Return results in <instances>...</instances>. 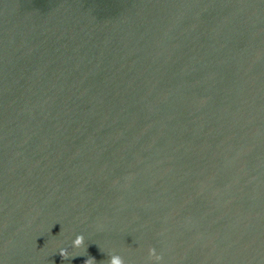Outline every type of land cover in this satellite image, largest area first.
<instances>
[{"label":"water","instance_id":"obj_1","mask_svg":"<svg viewBox=\"0 0 264 264\" xmlns=\"http://www.w3.org/2000/svg\"><path fill=\"white\" fill-rule=\"evenodd\" d=\"M149 247L264 264V0H0V264Z\"/></svg>","mask_w":264,"mask_h":264},{"label":"clouds","instance_id":"obj_2","mask_svg":"<svg viewBox=\"0 0 264 264\" xmlns=\"http://www.w3.org/2000/svg\"><path fill=\"white\" fill-rule=\"evenodd\" d=\"M159 235L163 236V233ZM85 246V236L83 234H78L72 240V247L75 249H80ZM59 254L65 260L69 259L70 257H74L67 248L61 247L59 249ZM86 264H95L94 258H89L86 261ZM107 264H126L124 258L116 254L115 252H109V259ZM147 264H164V254L163 252H158L155 247L148 248V256H147Z\"/></svg>","mask_w":264,"mask_h":264}]
</instances>
